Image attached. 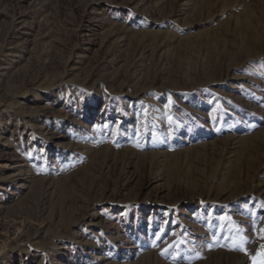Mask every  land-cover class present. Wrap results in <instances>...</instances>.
<instances>
[{
  "label": "rangeland",
  "instance_id": "rangeland-1",
  "mask_svg": "<svg viewBox=\"0 0 264 264\" xmlns=\"http://www.w3.org/2000/svg\"><path fill=\"white\" fill-rule=\"evenodd\" d=\"M0 66V264H264V0H0Z\"/></svg>",
  "mask_w": 264,
  "mask_h": 264
},
{
  "label": "bare ground",
  "instance_id": "bare-ground-1",
  "mask_svg": "<svg viewBox=\"0 0 264 264\" xmlns=\"http://www.w3.org/2000/svg\"><path fill=\"white\" fill-rule=\"evenodd\" d=\"M19 1V0H18ZM23 1V0H22ZM15 9V8H14ZM22 13V12H21ZM19 15V14H18ZM81 15V14H80ZM16 16V15H15ZM80 17V16H79ZM87 17V16H85ZM14 18V17H13ZM24 18V17H22ZM85 20V19H84ZM17 21L15 22V26H13V33H12V39H19L18 36L20 35H28V29L26 28V24L22 21H18V20H14ZM91 21V20H89ZM84 22V21H83ZM27 23V22H26ZM12 26V25H11ZM11 28V29H12ZM30 33V32H29ZM90 33V32H89ZM44 35V34H43ZM17 36V37H16ZM88 38V37H87ZM21 40V39H20ZM19 40V42L12 44V40L11 42H9V44L6 45H12V46H6L7 51L5 53L6 57H17V54L20 53L23 50V43H21ZM25 40V39H24ZM86 40V39H85ZM23 41V40H22ZM27 41V40H26ZM24 41V42H26ZM31 42V41H30ZM87 42V41H86ZM9 49V50H8ZM6 68L5 67H1L0 66V76H5L6 75ZM1 157V156H0ZM13 169H17V167H13ZM26 174H24V172L22 171H17V170H13L11 174H9L8 176H6V179L10 180V181H21V183L19 184V188L23 189V190H27L30 187V178L24 176ZM1 215V213H0Z\"/></svg>",
  "mask_w": 264,
  "mask_h": 264
}]
</instances>
